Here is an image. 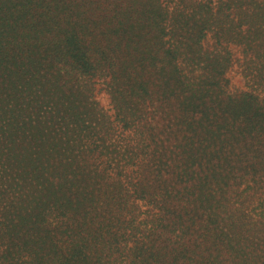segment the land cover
I'll return each instance as SVG.
<instances>
[{
	"label": "trees",
	"instance_id": "obj_1",
	"mask_svg": "<svg viewBox=\"0 0 264 264\" xmlns=\"http://www.w3.org/2000/svg\"><path fill=\"white\" fill-rule=\"evenodd\" d=\"M168 1L0 0V190L25 189L20 179L40 174L39 167L49 171L60 166L61 175L71 181L77 178L85 188H99L98 181L107 179L106 169L74 174L79 166L68 148L75 130L52 135L56 118L41 121L37 114L41 100L50 99L62 120H80L81 113L90 112L78 104L88 91L83 81L97 76H109V94L120 122L139 125L138 150L144 143L154 145L150 155L159 164L157 182L165 189L149 194L148 184L141 182L136 193L109 192L97 194V199L84 193L81 202L68 199L56 214L24 208L25 200L14 193L20 207L3 212L1 259L10 264L48 262L44 258L48 253H39L43 232L56 256L49 264H106L102 258L115 262L129 241L133 243L129 264H264V215L253 221L244 209L227 203L228 194L243 183L264 186V101L253 91L239 95L243 109L233 105L238 100L227 92L225 80L235 57L229 46L235 44L257 65V80L264 82V37L228 34L234 29L231 0H178L174 12H169ZM185 16L191 20L189 34L172 35L176 43L168 46L167 23L169 32L176 34L180 28L185 32ZM246 61L244 69L253 77ZM182 65L201 73L188 76ZM152 96L162 102L177 97L174 107L168 105L160 132L171 138L157 140L142 128L140 104L155 100ZM82 124L80 132L89 133ZM233 142L243 143L242 153L235 151ZM251 143H260L263 149L256 153L260 159L256 165L244 161ZM228 146L230 155L238 156L236 163L231 164ZM124 170L118 168L116 177ZM248 172L254 175L246 182L242 176ZM191 182L197 191L188 186ZM215 187L223 193L219 198L212 194ZM172 190L175 193H168ZM7 196L0 192V200ZM135 199L159 204L160 211L171 215L168 226L177 228L176 237L189 238L188 233L191 240L178 248L179 241L168 235L176 231L165 230L168 226L152 239L134 219L126 221ZM54 222L67 226L64 248L56 233L45 232ZM161 236L173 255L157 250Z\"/></svg>",
	"mask_w": 264,
	"mask_h": 264
},
{
	"label": "rangeland",
	"instance_id": "obj_2",
	"mask_svg": "<svg viewBox=\"0 0 264 264\" xmlns=\"http://www.w3.org/2000/svg\"><path fill=\"white\" fill-rule=\"evenodd\" d=\"M177 1L178 0L168 1L169 3H167V8L169 7V12H174L173 9ZM212 1L217 2L219 0ZM231 1L232 7L234 9L232 18V25L234 26V29H232L231 32L228 31V34H230V36L238 33L247 36H253L255 38L261 35L264 37V0ZM242 10H246L245 15L244 13L242 14ZM188 19L189 16L187 18L185 16L183 20L187 22V24H184V22H182V25L185 26L186 31L184 32L185 29L181 30L180 28L176 31V34H173L175 30L174 32H169L171 26H169V23H167V35H165V39L167 40L168 46L176 43L175 40L171 38L172 35L176 37H186L189 34L191 20ZM261 47L264 49V45H261ZM229 49L231 52H233L235 57L231 67L226 73L225 80L227 82V92L232 95V97H237L236 99L238 100L237 102H234L233 105L237 104L238 107L243 109V96L240 97L239 95H243L247 92L249 93L253 91L259 101H264V82H259L257 80V65H253L252 62L249 61V56L240 54L241 49L240 47L235 46V44H231V46H229ZM245 60H248L246 61L248 63V67L254 72L253 77L249 76L247 70L244 69ZM182 68L189 72L188 76L198 75L199 73H201L199 70L198 72L196 68H193V66L187 68L182 65ZM83 82V84L88 88V91L84 98H82L78 104L80 105V109L85 107L86 109H88V111H90L89 113H81V115L79 116L80 120L78 119L77 121H64L62 120L60 115H56L53 109L52 100L49 99L48 101V99H40L42 101L40 102L42 108L37 112V114H40L38 119H42L41 121H44V119H46L45 121H47L50 118H56V122L54 123L51 130L53 131L52 135H55L57 137L62 136L63 132L69 131L71 133V131L75 130L73 139L70 141L71 147L68 148L72 151L74 159H76V162L79 166V169H77L74 174L80 176V171H85V174L94 173L95 171L103 173L102 170L106 169L105 175L107 179L98 181L99 188H96L94 186L90 187V185L88 186V188H85L83 182L78 180L77 178L71 181L68 179L69 176L65 177L61 175L63 168L60 166H58L57 168H49V171H45L42 167H39L38 171L40 172V174L36 176H29L24 180L20 179L19 185L25 186V189L18 188V190H15V186H13V188L7 189V191L0 190V192L2 193H8L7 197H1L2 199L0 200V222L3 220L2 215L6 209L11 212H15V210L20 207L19 203L16 202V199L13 196L14 193H17L18 197L22 196V199L25 200L24 208H32L36 211L48 209L51 213L55 214L57 213L58 209L63 207V205L65 206L68 199H77L79 202H81L84 193H90V196L93 199H97V194H100L99 197H103L105 193H114L116 191L120 193H136L135 189L138 188L139 185H141V182L148 184L149 187L147 185L146 187L149 188V194L164 193V186L163 184L161 186V183L157 182L156 177L157 166L159 164H157L150 155L154 145L149 147L148 143H144V148L140 151L138 150V145H140L138 139L140 138V136H138L136 130L138 129L139 125L137 124L135 127L128 124L124 125L118 119L116 109L114 108V102L109 94L111 91L109 76H97L94 78L87 77ZM151 98H153V96ZM176 98L177 97L172 98L170 101L167 99L163 101V103L162 99L158 100L156 97H154L153 99L155 100L152 101V99H148L144 103L140 104V111L138 112V115H141L140 118L142 119V128L148 132L153 133L155 135V139L157 138V140L166 135L170 138L173 136L172 134H168L167 132H160L162 130L163 119H166L167 121L168 116L166 115V113L169 110V107H174L173 104L176 102ZM60 114L63 113L61 112ZM34 118H36V116H34ZM83 121L88 126V129L90 130L89 133L80 132V129L83 128ZM221 121L223 120L221 119ZM66 122H68L69 124ZM233 143L235 144V151H243V143ZM95 146L99 149L95 148ZM94 148L96 149V151L91 152L90 150ZM228 149L229 146L227 148V152L229 151ZM125 150H133V152H131L130 154H123ZM261 150L263 149L260 147V143H251L247 148V152L249 154L248 156L244 157V161L249 165L258 164L260 159L256 157V153ZM100 151L102 152V155H100ZM230 154L231 152L229 153L228 157L231 161V164L236 163L235 161L238 159V156L236 154H232L231 156ZM122 167L125 168L123 175L116 177L118 168L121 170ZM236 167L240 170L243 165L239 166L238 163ZM21 168L22 167H19L15 169V171L19 173L21 171ZM238 175L242 174L239 173ZM253 175L254 174L252 172H248L247 174L245 173V176H242V179L246 182L252 181ZM14 177L15 175H13V178ZM249 184L250 187L247 186L246 183H243L238 190L229 193L227 203L230 208L235 209V207H238L244 209L245 212L249 215L250 220H260L264 215V186L261 184L254 185L252 182H250ZM2 186H4V189H6V185ZM179 186L180 184L177 185V187ZM188 186L194 187V189L197 191L193 182L189 183ZM174 191L175 190H172L168 193H175ZM213 191V196L217 198L223 195L219 187H215ZM157 205L159 204H156V206H154L148 201L135 199V204H133V206L131 205L129 211L127 209L125 219L126 221H131L132 219H134L135 225L142 226L143 229L146 228L145 233H151L150 236H152L151 238L154 239V237L158 235L159 232H161V228L171 224V215L164 214L162 210H159ZM199 211L201 212L202 209H200ZM160 218L161 220L163 218V222L161 221V224L158 225V227H155ZM60 224L56 225L54 222V224L51 225L50 228L45 229V232L50 231L52 234L56 233L55 239L57 238L62 248H64L62 244L66 242L67 237L63 235V233L65 232L64 229L67 226L64 225L61 227ZM127 224L128 223L126 222L124 226ZM153 229H155L154 232L152 231ZM165 230L176 231V234L168 233V235H171L172 239H175V241L176 239L179 241V244H176L175 242L178 248H181L183 243L186 244L191 240V237L188 233H186L185 236L189 238L179 239L178 237H176L178 234V230L175 227L168 226ZM46 235V233L42 232L44 240L43 242H41V245L43 247L42 249H40L39 253H41V251L43 250L44 252L48 253L44 258H46L50 263L53 259L55 260L56 256L55 254H52L53 252L51 251L50 247L46 245V240L48 239L46 238ZM162 240L163 236H161V238L157 240L158 243H162L161 249L157 248V250L161 251L160 253L169 252L171 253V255H173L171 246L168 244L169 242L165 241L163 243ZM128 245L129 246H127V251L125 252V254L118 256L115 262H110L108 259L102 258L103 262L106 264H129L128 258L131 257L132 253L129 252L128 249L132 247L131 245H133V243L129 241ZM191 245L193 246L192 248L195 249L196 245H194L193 242ZM59 251H61V249ZM252 255L253 252H251V256ZM32 257H34L36 261H40L39 256L35 255ZM60 257L61 256L59 255L58 258ZM43 260L44 259H42V264H49L46 260H44L43 263ZM0 264H10V260H4L0 258ZM193 264L198 263L195 262Z\"/></svg>",
	"mask_w": 264,
	"mask_h": 264
}]
</instances>
